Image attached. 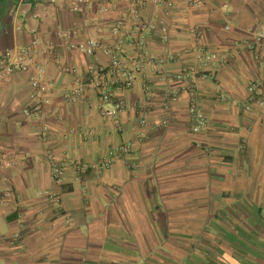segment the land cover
Here are the masks:
<instances>
[{
	"label": "crops",
	"instance_id": "0c3cea01",
	"mask_svg": "<svg viewBox=\"0 0 264 264\" xmlns=\"http://www.w3.org/2000/svg\"><path fill=\"white\" fill-rule=\"evenodd\" d=\"M205 1L172 12L151 6L136 20L168 29V44L160 31L147 43L167 76L147 65L137 86L117 93L126 107L117 127L97 109L95 92L86 103L65 99L78 79H89L91 65L108 67L110 58L71 50L59 31L72 32L76 43L113 46L110 29L127 17L124 4L113 0L101 22L106 0H0V62L36 38L53 44L61 60L39 55L55 84L45 95L47 132L23 114L34 104L30 74L0 80V145L18 160L0 172V195H15L0 208V264H264V94L248 95L250 83H264V43L250 33L264 28V0ZM198 47L217 60L194 81L177 82L175 74L196 66ZM134 53L128 40L124 56ZM189 86L209 120L201 134L192 132L186 90L163 125L166 91ZM128 142L131 157L100 176L91 169L78 176V163L96 164ZM54 164H68L62 185ZM46 192L59 195L62 207Z\"/></svg>",
	"mask_w": 264,
	"mask_h": 264
},
{
	"label": "built area",
	"instance_id": "2783aa9c",
	"mask_svg": "<svg viewBox=\"0 0 264 264\" xmlns=\"http://www.w3.org/2000/svg\"><path fill=\"white\" fill-rule=\"evenodd\" d=\"M60 0H51V4L57 5ZM67 0H61L65 3ZM100 9V20L104 22L107 14L110 11V3L113 0H106ZM122 2L126 8L127 17L115 21L110 29L111 36L114 40L113 46H105L97 39H88L82 42H73L72 32L59 31L60 38L64 39L68 47L73 51H78L81 54L96 58L99 52L104 53L110 58L108 67H99L97 64L89 67V79H78L73 89L68 91L65 99L70 103H86L88 92L93 91L98 96L97 109L102 116L111 122H115L117 127L119 116L125 112L126 107L124 103L117 98V93L120 90L132 89L139 83V76L143 69L147 66L157 68L160 74L166 78L167 73L164 69V62L157 60L147 50L148 37L160 31L162 34V41L165 44L169 42V32L166 27L158 26L149 21L136 20L140 19L143 12L148 10L151 6L163 8L167 12H172L177 8L179 3H185L190 8H197L206 4L205 0H115ZM214 1V0H209ZM248 2L251 0H247ZM72 9L75 12L82 11L81 3H74ZM254 35L258 44L264 43V28L250 30ZM129 40L130 46L135 50V53L129 60L124 56V47ZM54 45L41 43V40L34 39L32 44L25 48L18 56L14 58H7L0 62V80L9 81L15 73L30 74V85L33 90L34 104L25 109L23 114L26 119L39 120L43 124L45 132L48 131L46 125L47 113L45 107L50 104V100L46 98V94L55 90V84L49 79L47 71L42 61L39 60V55H49L53 57L56 64L60 65L61 60L54 55ZM197 56L196 66L189 70H184L174 75L177 82L194 81L207 66L211 65L217 60L214 54H207L201 47L195 50ZM65 73L76 74L77 70L71 67H63ZM186 90L189 95V117L191 121V129L195 134L206 132L209 127V120L201 108V100L195 86L188 88L170 87L166 91L165 112L167 114L163 125L168 126L171 122V110L174 103H176L182 92ZM264 94V83L253 82L248 86V95L251 100ZM147 98L152 100L154 92L152 87H147ZM226 96L222 95L221 100H225ZM264 103H262L263 105ZM146 126V121L142 122ZM141 139L147 138V133L144 131L140 134ZM134 151L132 142L125 143L119 147L111 150L104 158L93 165L85 163H78L75 167L78 176H82L88 170H94L100 176L105 171L111 169L116 160L121 157H131ZM18 160L7 153L5 148L0 145V172H4L9 168L17 165ZM68 164L57 165L54 164L52 174L53 180L62 185L64 183V171ZM45 196L56 201L57 206L61 208L59 195L53 192H46ZM15 195L12 190L6 191L0 195V208L7 202L14 200ZM68 223H71L69 216H66ZM18 238V236H17Z\"/></svg>",
	"mask_w": 264,
	"mask_h": 264
}]
</instances>
